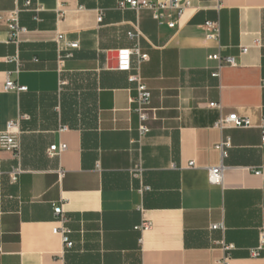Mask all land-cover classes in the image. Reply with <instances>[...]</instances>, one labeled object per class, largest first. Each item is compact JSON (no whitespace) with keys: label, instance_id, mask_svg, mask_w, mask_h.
Here are the masks:
<instances>
[{"label":"crops","instance_id":"1","mask_svg":"<svg viewBox=\"0 0 264 264\" xmlns=\"http://www.w3.org/2000/svg\"><path fill=\"white\" fill-rule=\"evenodd\" d=\"M25 1L0 0L26 28L10 39L0 21V132L19 120L22 170L11 183L17 161L0 150V264H264V250L251 255L261 235L264 246V170H251L264 164V0H190L174 28L119 0ZM130 31L148 55L140 73L152 119L140 139L134 84L117 69ZM58 34L78 43L60 71ZM214 53L235 64L219 67ZM7 77L27 90H4ZM232 112L251 125L215 127ZM60 142L66 149L48 157ZM218 166L222 184H211ZM56 205L71 247L52 231Z\"/></svg>","mask_w":264,"mask_h":264},{"label":"built area","instance_id":"2","mask_svg":"<svg viewBox=\"0 0 264 264\" xmlns=\"http://www.w3.org/2000/svg\"><path fill=\"white\" fill-rule=\"evenodd\" d=\"M26 6L30 5V0H26L24 2ZM118 7L121 9L129 8L134 10L135 12H139L141 10H147L150 13V16L153 20H155L158 24H166L169 28H174L177 26L178 19L183 15L184 11L190 7V0H119ZM64 14L63 10L59 11L58 16L61 17ZM5 19L6 25L8 27L9 38L17 40L19 36L26 31L24 26H21L18 23L17 19V10L10 12L8 14H4L0 12V21ZM102 19V13L99 12L97 16V21L100 22ZM207 26L210 27V30L206 33L207 38L216 39L218 37V27L216 23L207 22ZM128 37L132 39L134 42L133 46L130 48H124L118 50V63L117 69L128 71L127 79L130 83L134 84L135 95L131 98V102L133 103V111L137 115L138 118V138H142L149 132V121L152 119L151 109L149 107L151 93L147 88L146 84L143 81V78L140 73V64L143 61L148 59V55L143 53L139 47L137 42L138 33L136 32H128ZM55 43L58 49L57 55V68L60 71L64 66V63L67 59L72 57V49L78 47V43L76 41L67 40L62 34H58ZM256 43H259L256 40ZM247 47H242L241 53H245L247 51ZM134 58V64L132 65L131 59ZM208 59L216 60L218 66H222L224 64L234 65L235 59L230 55H221L220 53L209 54L207 56ZM9 61H16V58H11ZM18 72V66L15 69V73ZM217 75V72L214 73ZM62 83V82H61ZM4 90H14L16 92H23L27 90L26 86L20 85L17 81H14L7 77L3 84ZM211 107H218V103H209ZM251 125V121L247 117H242L237 115L236 113H228L226 115H222L215 122V127L219 129H223L225 127H249ZM261 130V142L264 145V116L261 118L260 123ZM66 127H62L61 129H65ZM20 128H19V120H10L5 129L0 132V150H9L12 152L13 157L16 159V165L12 166L8 171L9 181L11 183H16L18 180L19 174L22 172L19 161V150H20ZM229 139H223L218 148L220 149L222 156L226 155V149L229 146ZM66 149V145L62 142L58 144H53L48 147L46 150V155L50 158L58 156L61 152ZM253 173L260 174L264 170V164L260 167L252 168ZM3 174L0 162V178ZM223 178V167H212L208 170V180L211 184H222ZM54 213L59 217V225L53 228V233L59 234L61 239L66 247L72 246V241L69 238V229L66 226V217L62 213V208L60 205L54 206ZM150 227V223L148 221H143L140 225L136 227L137 230L143 232ZM211 228L213 229H223V224L216 223L212 224ZM263 235H261L260 243L251 249V255L256 257L261 254L264 250L263 246ZM224 248L226 246L221 243ZM1 253V250H0ZM221 264H229L228 256L223 257L220 261Z\"/></svg>","mask_w":264,"mask_h":264},{"label":"water","instance_id":"3","mask_svg":"<svg viewBox=\"0 0 264 264\" xmlns=\"http://www.w3.org/2000/svg\"><path fill=\"white\" fill-rule=\"evenodd\" d=\"M116 53H113V55H115ZM116 67V64L114 65Z\"/></svg>","mask_w":264,"mask_h":264}]
</instances>
